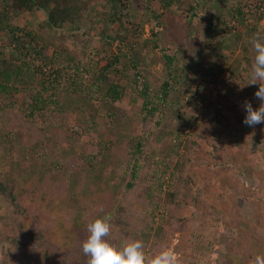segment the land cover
<instances>
[{"label": "trees", "instance_id": "obj_1", "mask_svg": "<svg viewBox=\"0 0 264 264\" xmlns=\"http://www.w3.org/2000/svg\"><path fill=\"white\" fill-rule=\"evenodd\" d=\"M248 1L0 0V264H87V225L106 215L112 243L140 239L150 256L170 246L181 264H231L222 255L236 245L264 244V123L247 126L237 106L261 103L259 84H247L250 38L264 36L249 19L264 18V0ZM36 12L44 24L21 26ZM60 30L71 42L56 49ZM122 100L128 118L102 116ZM51 125L62 129L47 133ZM12 152L33 165L28 180ZM238 198L263 220L246 219Z\"/></svg>", "mask_w": 264, "mask_h": 264}, {"label": "clouds", "instance_id": "obj_2", "mask_svg": "<svg viewBox=\"0 0 264 264\" xmlns=\"http://www.w3.org/2000/svg\"><path fill=\"white\" fill-rule=\"evenodd\" d=\"M249 43L255 55L247 85L259 84L254 95L261 102L258 109H254L249 101L244 103L247 113L244 123L251 127L264 123V36L259 32L254 33ZM111 219L110 215H106L88 223V235L81 244L82 252L88 258L87 264H181L177 252L170 246H165L161 251L150 256L140 239L129 240L119 246L112 243L108 239L112 228ZM251 264H264V255H257Z\"/></svg>", "mask_w": 264, "mask_h": 264}, {"label": "rangeland", "instance_id": "obj_3", "mask_svg": "<svg viewBox=\"0 0 264 264\" xmlns=\"http://www.w3.org/2000/svg\"><path fill=\"white\" fill-rule=\"evenodd\" d=\"M242 1H245V0H242ZM248 2H252V0H249ZM141 15V16H140ZM44 14L42 12H36L34 14V16L32 17V20H29L28 23L26 22V20H20V24L21 26L22 25H26L28 29H34L36 28L39 24H44ZM137 18H138V22H141L144 18L143 14H139L137 15ZM149 26V25H148ZM148 26L145 25L144 26V34L143 36L140 38V40H143L144 38H147V34H148ZM151 26V25H150ZM249 26H255V27H258L259 29H264V18L261 20V21H254L252 20L251 18L249 19ZM70 33H68V31H64V30H60L58 31L54 36V39H53V47H55L56 49H59V47L63 44V45H68L70 44V39H69V35ZM72 34V33H71ZM73 35V34H72ZM196 36V35H195ZM194 36V37H195ZM74 42H76V39L74 40ZM96 46V45H94ZM52 49H49L48 51V54H51ZM88 54H90L91 56H93L94 60L96 59V56H94L95 53H93V50L91 49H88ZM237 54V52H236ZM236 54H233L232 57H235ZM218 58H213L212 57H207V60L210 61V62H215L217 64H219V66L223 67V68H226L229 64V62L226 64L222 59H219L217 60ZM86 61L88 62H91V58H85L82 60V63L83 65L85 66V63ZM103 65V63L101 64V66ZM225 73H226V69H225ZM223 76L225 75L224 74V71H223ZM213 90H214V85L212 84H207L205 85L204 89L202 90V93L211 101H213L214 99V93H213ZM23 99V93H18L16 94V96L14 97L13 101L17 104V103H20ZM130 103L127 102V100H122V102H120L117 107L113 108V109H109V111H100L102 113V116H104L107 112H110V111H117V110H122L123 113L125 112V114H127V117L129 116V111H128V105ZM238 106V111L239 113H243L245 111L244 109V103H238L237 104ZM186 112H188L189 114V109H185ZM195 114V111L194 113ZM196 114L198 116V123L200 122V118H199V114H200V110H199V107L198 109L196 110ZM195 114V115H196ZM121 119V122L122 124H126L127 123V119ZM52 127L49 128L47 130V133H54V134H57L61 131V127L60 126H57V125H51ZM70 133H73L74 129L71 128L70 129ZM217 131V128L216 130ZM87 139V138H86ZM89 142H91L92 145H96L99 144L100 142H103V141H108L109 139L107 137H94V136H91L88 138ZM56 152V151H54ZM70 158H73V154H70ZM9 157L12 159L13 162H17V164L19 163V167H20V178L21 180H28L31 175L29 173L30 170H32L33 168V165L31 164L30 161H28L27 159H20L19 156H17L16 152H12L11 154H9ZM6 160V159H5ZM45 164V169H48V163H47V160L45 159L43 161ZM71 166L69 165V168ZM3 169L7 172L11 171V167L9 165H5L3 167ZM50 169V168H49ZM48 169V170H49ZM40 178H42L41 175H39ZM249 184H253L252 182H249ZM254 186L257 188L258 187V183H254ZM248 187H251V185H248ZM242 195V194H240ZM197 196L200 197L201 196V192L199 191L197 193ZM242 198H238L237 200V204L238 206L241 208V211L243 212V214L246 216V219L247 218H251L252 220V224L255 223V226L260 222V220H263V219H260L257 221H254L253 220V216H252V209H253V205L251 203H247L245 204V201H243V199L241 200ZM68 202V201H66ZM66 206V204L64 205ZM57 208V207H55ZM3 211H4V204L2 203V201L0 200V217L3 215ZM264 212V211H263ZM211 213H215V210H212ZM197 218V217H196ZM263 218V217H262ZM253 225L250 226V229L251 230V227ZM251 231H249L248 233H250ZM63 235V231L61 230H56V234H55V237H54V243L57 245V247L59 249H61L62 251L66 250L68 247H66L68 244L67 241H65L64 239H62V236ZM196 236H202L203 238L207 239V240H210L211 239V236H212V230L210 229H199L196 231L195 233ZM179 234H175V239L173 241V244H176L178 242L177 238H178ZM192 241L194 242H197L196 239H193L191 238ZM222 254V253H221ZM257 255H264V244L262 245H252V243L250 242L249 244V249L248 250H245L242 246H238L236 245V247L233 249V252L232 254H229V255H225L223 254L222 256H224V258L228 261L231 262V264H251L252 261H254L255 257ZM192 259H190L188 262L190 263ZM193 261V260H192ZM192 263V262H191ZM209 263H212V260L210 259L209 256H203V257H198L196 258L194 261H193V264H209Z\"/></svg>", "mask_w": 264, "mask_h": 264}]
</instances>
